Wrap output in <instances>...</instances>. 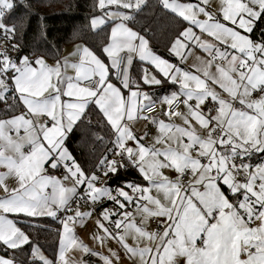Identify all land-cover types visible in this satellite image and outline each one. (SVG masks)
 <instances>
[{
	"label": "snow or ice",
	"instance_id": "snow-or-ice-1",
	"mask_svg": "<svg viewBox=\"0 0 264 264\" xmlns=\"http://www.w3.org/2000/svg\"><path fill=\"white\" fill-rule=\"evenodd\" d=\"M156 3L189 25L171 41L170 54L186 59L184 50L195 44L209 55L207 61L201 60L203 67L196 69L202 75L157 55L145 35L129 27V22H137L136 15L149 7L148 0H97L103 14L91 18L93 30L109 20L119 21L102 45L110 63L86 46L77 47L74 55L79 56L78 62L69 63L66 59L63 63L57 61L55 66H49L43 58L33 61L23 56L17 61L0 52L3 111L15 112L17 101L25 108L20 114L0 119V168L6 169L0 171V189L4 193L0 196V245L12 252L10 257L0 256V264H23L16 253L24 255L25 245H32L29 264L36 260L53 264L9 214L57 218L59 212L72 211L75 199H85L93 205L103 199L117 204L123 210L120 213L109 209L101 212L96 224L103 235L94 239L101 244L106 239L117 240L128 259H138L140 264H179L180 258L185 264H264V162H236L254 152L264 153V28L258 39L252 38L257 23L264 20V0H219V16L201 6L209 0ZM15 6L14 0H0V31L9 39L15 36L17 25H7L4 18ZM201 14L205 19L198 18ZM153 25L161 30L169 26L153 18L146 21L142 30L151 32ZM193 26L214 42L202 40ZM12 47L19 49L18 45ZM134 57L151 65L172 84H178L180 90L154 101L141 90V82L151 86L160 85L162 80L150 68L143 67L139 80L133 81L129 69ZM213 67L215 72L211 71ZM69 68L74 76L66 74ZM122 89L127 90V95ZM254 93L259 95L254 98ZM181 97L187 113L167 111L165 115L169 119L181 117L185 126L153 119L160 134L151 145L141 143L143 137L137 139L128 122L147 119L142 115L143 109L154 102L171 106ZM209 98L214 106L205 110L202 106ZM91 104L97 106L114 137L110 141L112 147L96 167L110 178L118 176L120 169H136L147 184L125 181L131 195L124 187H97L96 172L85 173L65 146L68 135L87 119ZM192 121L203 132H198ZM93 135L103 143V136ZM129 142H135L134 146ZM157 144L164 146L158 148ZM109 154L120 159H110ZM46 165L52 169L63 167V180L47 175ZM163 169L174 170L176 178L164 175ZM188 173L191 178L182 182ZM9 178L15 179V187H9ZM69 180L70 187L64 183ZM222 186H226L234 202ZM49 188L51 192L47 191ZM78 188H83V193H78ZM127 205H134L135 215L126 210ZM91 215L77 207L74 215L60 221L57 264H69L65 254L71 249L98 256L103 264H118L117 252H94L75 236L74 224ZM117 215L121 218L113 220ZM137 215L141 218L139 225L135 222ZM153 218H163L162 231L146 229ZM129 236L136 246L126 242ZM141 241H146L145 246H140Z\"/></svg>",
	"mask_w": 264,
	"mask_h": 264
},
{
	"label": "trees",
	"instance_id": "trees-1",
	"mask_svg": "<svg viewBox=\"0 0 264 264\" xmlns=\"http://www.w3.org/2000/svg\"><path fill=\"white\" fill-rule=\"evenodd\" d=\"M187 2H196V0H182ZM15 7L6 17L4 22L11 26L17 25V32L12 39L11 45H18L19 49H14L9 55L19 61L23 56L30 59L46 58L50 61H58L61 58L64 48L67 45L82 42L88 45L101 59L107 60L102 52V45L107 43L108 35L114 21H108L97 30L90 26L91 18L98 16L101 11L97 7V0H14ZM149 7L136 15L137 22H129L131 27L140 31L142 35L149 40V45L153 51L161 57L177 63L172 54L169 53L171 41L179 31L186 26V22H180L174 14L168 13L157 5L156 0H148ZM159 18L162 23L169 26L161 30L156 25L152 26L151 32H144L143 25L147 20ZM264 28V20L257 23V27L252 33L253 39L261 36L260 29ZM141 73V66L136 67V74ZM13 103L11 99H9ZM4 104H0V118L13 115L19 108L16 102L15 112H5ZM87 120H91V125ZM99 134L104 137L103 143L96 141L93 134ZM113 133L99 112L97 106L89 105L87 119L79 123L73 132L68 135L66 147L81 165L85 173L96 172L97 164L100 158L107 153V149L112 147L110 141L113 139ZM109 157L111 154H109ZM255 155H252V159ZM120 159V158H119ZM257 158L256 160H259ZM108 185L113 189L125 187V181H135L138 184L145 185L139 172L134 168L120 169L119 175L107 177ZM226 195L231 201H234L231 193L226 186H222ZM12 219L29 235L30 239L39 246L40 250L52 261H55L59 248V236L61 223L51 217H26L23 215H13ZM32 245H25L21 255L16 253V258L23 261V264H29ZM0 254L10 257L11 250H6L0 245ZM35 264H42L39 260Z\"/></svg>",
	"mask_w": 264,
	"mask_h": 264
},
{
	"label": "rangeland",
	"instance_id": "rangeland-1",
	"mask_svg": "<svg viewBox=\"0 0 264 264\" xmlns=\"http://www.w3.org/2000/svg\"><path fill=\"white\" fill-rule=\"evenodd\" d=\"M198 1L199 2H197V3H201V0H198ZM182 2H187V1H182ZM188 3H196V2H188ZM201 6L205 7L206 11H209L211 13H215L219 16V7H220L219 0H209V3L207 5L201 4ZM111 10H114V8ZM121 10L127 11V10H123V9H121ZM198 18L201 20L205 19L203 14H201ZM188 26L189 25L187 24L186 27H188ZM229 26H231V25H229ZM193 30H194V32H196L197 35L201 36L202 40L214 42L212 37L207 36V34L200 33L199 29L195 28V26H193ZM184 51H185L186 59H183V60H181L180 58H178L172 54L176 59H178L180 61V64H182L183 67H185V68H183L179 65H177V66L181 67L182 69L191 71V72H193V74L202 75L200 72H197L196 69L203 67V65L200 62H201V60L207 61L208 59H210L209 55L207 53H205L201 48L197 47L195 44L190 45V50L186 49ZM146 66H149L151 71L154 74H156L155 73L156 70L151 65H146ZM130 70H131V67L129 69V73H130ZM211 71L215 72V68L213 67L211 69ZM209 83H210V86L213 87L216 91L221 92V94L224 96V98H226V99L228 98L227 94L223 93L222 90L218 88V86L211 85V82H209ZM117 86H119V85L117 84ZM194 103H195V101H193V104ZM236 106L239 107V104L237 103ZM165 112H166V110H165ZM213 115H215V113ZM193 125L196 127L198 132H203V130L200 129L199 125L196 124V122ZM136 130L138 132L137 133L133 132V134L137 137V139L143 137V140H141V143L145 144L146 146L153 144L155 137H157L160 134V133H157V134L155 133L150 138H148L147 135L149 134V131H151V129H147V127L145 125H138ZM203 134L206 135V133H203ZM185 142H187L186 138H185ZM134 143L135 142H129L130 146H134ZM163 146L164 145H161V144L156 145V147H158V148H161ZM259 154H264V153H259ZM193 155H195V153H193ZM252 155H255V153L254 154L252 153ZM111 159L119 160V157H111ZM163 173H164V175L168 176L171 179H175L177 176V173L172 169H163ZM188 174H189V179H190L191 174L190 173H188ZM107 182H108V179H107V177L104 176L102 178V180L97 183L96 186L97 187L104 186L105 184H107ZM145 186H146V184H145ZM125 191H127V190H125ZM128 192L130 195L132 194L131 190H129ZM113 194L115 195L116 193L113 192ZM152 194L156 195L155 192H153ZM120 199L122 200V198H120ZM115 206H116V210H117L115 212H117V213L120 212L121 209L119 208V206L117 204H115ZM78 208H79V211H81V212H91L92 213V215L90 217L85 218L84 221L79 223L80 225L78 227H74V234L78 238L79 241H81L83 244L87 245L92 251L97 252V253H101L103 255H109V249H112L113 251L117 252L120 256V260H119L118 264H140L138 259H136L135 261L128 259L127 254L125 253L124 249L120 246V244L117 242V240L106 239L104 241V243L101 244L100 241H98L97 239H94V237H96L97 235H103L102 230H100L96 224L97 219L101 218V213L99 215L96 213L93 214L92 208H90V207L88 208L86 206H79ZM76 209H77V207L74 209V212ZM105 209L112 210V209L106 208V207H105ZM112 211H114V210H112ZM127 211H131L135 215V209H133V210L128 209ZM140 219L141 218L138 215L135 216V222L137 223V225L140 224ZM153 219H155L158 222L159 227H160V231H162V226L160 225V220H162L163 218H153ZM153 219H150L146 225V229L150 232L155 231L154 227L152 226V220ZM104 223L107 226V224L110 222L104 221ZM126 242L130 246H136V241L133 240L131 236H129L127 238ZM145 244H146V241L140 242L141 247L145 246ZM43 255L46 258H48L44 253H43ZM96 257H98V256H96ZM98 259H99V257H98ZM81 261H83V260L75 255L74 264H80ZM99 264H103V261L100 259H99ZM114 264H116L115 261H114Z\"/></svg>",
	"mask_w": 264,
	"mask_h": 264
},
{
	"label": "crops",
	"instance_id": "crops-1",
	"mask_svg": "<svg viewBox=\"0 0 264 264\" xmlns=\"http://www.w3.org/2000/svg\"><path fill=\"white\" fill-rule=\"evenodd\" d=\"M197 2H199L198 0H196V3ZM103 14V13H102ZM102 14H100V15H98V16H101ZM110 21V20H109ZM112 21V20H111ZM119 21H114V23H113V25L115 24V23H118ZM105 25V24H104ZM112 25V26H113ZM103 26V25H102ZM101 26V27H102ZM129 27H131V25L129 24ZM131 28H133V27H131ZM133 30H135L134 28H133ZM78 46H86V47H88V48H90L88 45H86V44H84V43H82V42H77V43H74V44H70V45H67L65 48H64V50H63V53H62V55H61V58L58 60V61H60L61 63H63L66 59L69 61V63H73V62H78V60H79V56L78 55H74V53H76V51H77V47ZM91 49V48H90ZM40 58H42V57H40ZM35 59H37V58H35ZM35 59H33V61H35ZM44 59V61L49 65V66H55L56 65V63H57V61H50V60H48V59H46V58H43ZM103 60V59H102ZM169 61V60H168ZM104 62L105 63H110L109 62V60H108V58H107V60L105 61L104 60ZM171 62V61H170ZM144 63V64H143ZM171 63H173L174 65H179V66H181V67H183V65L182 64H180V61L178 60V62L177 63H174V62H171ZM147 64H145V62H142V61H140L139 59H138V57H134V59H133V63H132V65H131V70H130V76H131V78H132V80L133 81H136V80H139V78H140V75H141V73H137L136 74V67H140L141 66V69L143 68V67H148V68H150L149 66H146ZM35 66V65H34ZM183 68H185V67H183ZM156 73V75H157V77L159 78V79H161L162 80V83L160 84V85H151V86H148V85H143V83L141 82V90L142 91H144V92H146V93H149L151 96H152V98H153V100L154 101H158L161 97H163V96H165V95H170L172 92H178L180 89H179V86L177 85V84H172L170 81H168L166 78H164L163 76H162V74H160V73H158L157 71L155 72ZM67 75H70V76H74L75 75V72L71 69V68H69L68 70H67V73H66ZM113 82L115 83V81H114V79H113ZM122 91H124L125 92V95H127V90H123L122 89ZM254 98H256V97H254ZM19 103V102H18ZM155 103V102H154ZM190 103H192L193 104V101H191ZM158 104H160L161 105V107H162V112H160L159 114H157L153 119H155L156 121H160V120H163L165 123H173V124H175V125H178V126H185L184 125V122H183V119L181 118V117H179V116H173V117H171V119H169V117L168 116H166L165 115V110L167 109L166 107L168 106L167 104H163V103H158ZM25 111V108L23 107V105L21 104V103H19V108H18V110L13 114V115H16V114H20V113H22V112H24ZM180 112H183V113H187V107L184 105L183 106V108L180 110ZM12 116V115H11ZM11 116H9V117H4V118H0V119H7V118H10ZM41 120H44L43 119V117H41L40 118ZM192 123L193 124H195V121H192ZM128 125H129V127H130V129H131V131L132 132H135V133H137L138 131L136 130V128H137V126L138 125H145L146 127H147V129H151V131H149V134L147 135L148 136V138H150L153 134H157V133H159V130H158V125L157 124H154L153 123V125H151V126H148L147 124H145L144 123V121L142 120V118L141 119H136V120H133V121H130V122H128ZM12 135L13 136H15V133H12ZM20 135L21 136H23L24 135V133H23V130H21V133H20ZM66 141H67V139H66ZM66 141H65V146H66ZM25 151H27L28 149H27V147L24 149ZM69 150V149H68ZM70 152V151H69ZM71 153V152H70ZM255 153V152H254ZM253 153V154H254ZM257 158H260L259 160L260 161H258V160H256ZM262 162H264V154H259V153H255V158H253L252 159V155L250 156V157H245L244 158V161H243V163H249V164H252V165H257V164H260V163H262ZM46 168H47V175H49V176H53V177H56V178H58V179H61V180H63V177H64V175L66 174V172L64 173V174H61L60 173V170L61 169H64L63 167H59V168H57V169H52V168H50V167H47V165H46ZM65 170V169H64ZM0 171H6V169H3V168H0ZM7 184L9 185V187H15L16 186V181H15V179L14 178H9L7 181ZM146 182V181H145ZM65 183V185L66 186H72V181H65L64 182ZM108 183V182H107ZM146 184H147V182H146ZM80 189V188H79ZM78 189V190H79ZM124 190H127V191H129V190H131V189H129V188H127V187H124ZM222 190H223V188H222ZM47 191L48 192H51V188H49V189H47ZM224 191V190H223ZM226 194V193H225ZM4 195V193H3V191H2V189H0V196H3ZM229 198V197H228ZM230 200V199H229ZM231 201V200H230ZM234 202V201H233ZM109 204H106L103 208H102V211L105 209V207L106 208H110V209H112V210H114V207H115V203L114 202H112V201H110L109 200V202H108ZM79 206H86V207H90V208H92L90 205H85V204H78L76 207H79ZM75 207V208H76ZM75 208H72V211L69 213V212H67V214L68 215H74V209ZM128 209H130V210H133L132 208H130L129 207V205H127V207H126V210H128ZM135 209V208H134ZM91 210V209H90ZM92 211H93V209H92ZM114 211H116V210H114ZM121 211H123V210H121ZM120 211V212H121ZM120 212H118V213H120ZM67 214H66V216H67ZM93 214H94V211H93ZM99 215V214H98ZM11 216H13V214H9V218H11L12 219V217ZM65 216V217H66ZM44 217V216H43ZM46 217V216H45ZM48 217V216H47ZM52 218V217H51ZM121 217L119 216V215H117V216H113L112 217V219L113 220H115V219H120ZM54 219H56V218H54ZM154 220V219H153ZM84 221V220H83ZM60 222V221H59ZM79 223H81V222H77V223H75L74 224V227H78L80 224ZM112 224L111 223H108L107 224V226L109 227V228H112V226H111ZM17 226L18 227H20L18 224H17ZM152 226L154 227V229H155V225L154 224H152ZM21 228V227H20ZM22 229V228H21ZM23 230V229H22ZM24 231V230H23ZM25 232V231H24ZM62 232V224H61V231H60V233ZM26 233V232H25ZM27 234V233H26ZM58 254H59V248H58ZM58 254H57V258H56V260L55 261H53V264H57V262H58ZM75 255L76 256H78L80 259H82L83 260V262H86V264H99V259H98V257H96L95 255H85L84 253H82L81 251H79V250H75V249H71V250H69L66 254H65V259L66 260H68L69 261V264H74V257H75ZM0 256H4V255H2V254H0ZM7 257V256H6ZM179 264H185V261H184V259L183 258H180V260H179Z\"/></svg>",
	"mask_w": 264,
	"mask_h": 264
},
{
	"label": "built area",
	"instance_id": "built-area-1",
	"mask_svg": "<svg viewBox=\"0 0 264 264\" xmlns=\"http://www.w3.org/2000/svg\"><path fill=\"white\" fill-rule=\"evenodd\" d=\"M12 39H9L2 31H0V52H6L8 55L9 53H11L12 51ZM221 64H223L224 62L223 61H220ZM11 75V74H9ZM131 77V76H130ZM115 83H117L119 85V82L115 80V78H113ZM87 83V82H85ZM120 86V85H119ZM254 97H257L259 94L257 93H254L253 94ZM182 100H183V97L179 98V99H176L172 104L171 106H167V109H166V112L167 111H171V112H176V111H180L184 104L182 103ZM9 104H12L11 101H8ZM213 103L210 101V98H209V101L206 102V104L203 106L205 108V110L207 108H210V107H213ZM160 112H162V107L160 104L158 103H152L150 106L146 107L143 109V112H142V115L144 117H147V119H142L144 121L145 124H147L148 126H151L153 125V118L159 114ZM215 112L212 113V115L214 114ZM43 119H47L46 117H43ZM110 158V157H109ZM111 159V158H110ZM244 161V160H243ZM240 159H237V164H240L241 162ZM60 173L61 174H64L65 173V170L64 169H61L60 170ZM96 174L97 176L99 177V182L102 180V178L104 177L100 171L97 169L96 170ZM187 180H189V174H186L185 177L182 178V182H187ZM117 188V187H116ZM114 188V189H116ZM78 193H83V188H80L78 190ZM109 200H106V199H103L102 202L100 203H97L95 205L91 204V203H88L86 202L85 199H75L73 201V203L71 204V208H75L78 204H85V205H90L94 211V213L96 214H100L102 212V208L106 205V204H109L108 203ZM130 208L134 209V205H129ZM114 210H116V206L114 207ZM117 211V210H116ZM67 212H59L58 213V217L56 218L57 221H61L65 218ZM152 224L155 225V231H160V227H159V224L158 222L154 219L152 220Z\"/></svg>",
	"mask_w": 264,
	"mask_h": 264
}]
</instances>
